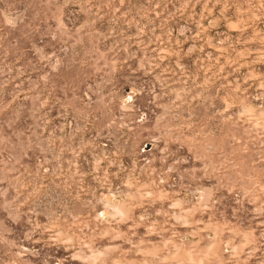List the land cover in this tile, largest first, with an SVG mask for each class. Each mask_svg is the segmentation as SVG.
Returning <instances> with one entry per match:
<instances>
[{"label": "rangeland", "instance_id": "obj_1", "mask_svg": "<svg viewBox=\"0 0 264 264\" xmlns=\"http://www.w3.org/2000/svg\"><path fill=\"white\" fill-rule=\"evenodd\" d=\"M0 264H264V0H0Z\"/></svg>", "mask_w": 264, "mask_h": 264}, {"label": "bare ground", "instance_id": "obj_2", "mask_svg": "<svg viewBox=\"0 0 264 264\" xmlns=\"http://www.w3.org/2000/svg\"><path fill=\"white\" fill-rule=\"evenodd\" d=\"M118 209H120L121 207L120 206H117ZM195 258V257H194ZM193 259V258H192ZM197 262V261H196ZM199 262V261H198ZM195 263V262H194Z\"/></svg>", "mask_w": 264, "mask_h": 264}]
</instances>
